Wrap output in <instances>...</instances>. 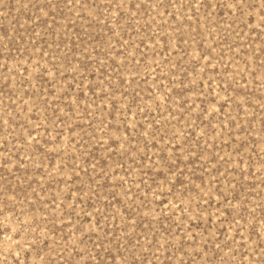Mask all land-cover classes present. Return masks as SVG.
<instances>
[{"label": "rangeland", "instance_id": "rangeland-1", "mask_svg": "<svg viewBox=\"0 0 264 264\" xmlns=\"http://www.w3.org/2000/svg\"><path fill=\"white\" fill-rule=\"evenodd\" d=\"M0 264H264V0H0Z\"/></svg>", "mask_w": 264, "mask_h": 264}]
</instances>
